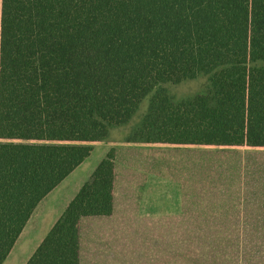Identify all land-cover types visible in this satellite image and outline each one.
Masks as SVG:
<instances>
[{"label":"trees","instance_id":"trees-1","mask_svg":"<svg viewBox=\"0 0 264 264\" xmlns=\"http://www.w3.org/2000/svg\"><path fill=\"white\" fill-rule=\"evenodd\" d=\"M207 77L174 102L166 84ZM264 147V0H0V264L39 200L103 141ZM110 150L26 264H78L112 210Z\"/></svg>","mask_w":264,"mask_h":264},{"label":"crops","instance_id":"crops-1","mask_svg":"<svg viewBox=\"0 0 264 264\" xmlns=\"http://www.w3.org/2000/svg\"><path fill=\"white\" fill-rule=\"evenodd\" d=\"M115 128L39 200L1 264L27 263L110 150L112 210L80 217L78 264H164V237L196 235L229 237L218 264H264V147L128 142Z\"/></svg>","mask_w":264,"mask_h":264},{"label":"rangeland","instance_id":"rangeland-1","mask_svg":"<svg viewBox=\"0 0 264 264\" xmlns=\"http://www.w3.org/2000/svg\"><path fill=\"white\" fill-rule=\"evenodd\" d=\"M207 84V77L199 76L177 85L166 84L164 88L165 93L174 102H177L204 93ZM147 105L148 98H145L131 120L127 124L113 129L110 132V138L119 140L130 138L132 130L146 112ZM220 240L224 245L223 259L227 261L226 249L230 243L229 237H205L203 235L164 237V264H218L219 251L217 246H219Z\"/></svg>","mask_w":264,"mask_h":264}]
</instances>
